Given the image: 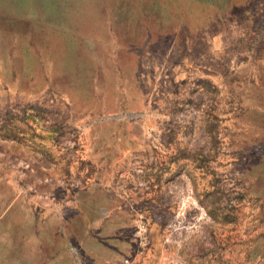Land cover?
Instances as JSON below:
<instances>
[{
    "label": "rangeland",
    "instance_id": "374dc122",
    "mask_svg": "<svg viewBox=\"0 0 264 264\" xmlns=\"http://www.w3.org/2000/svg\"><path fill=\"white\" fill-rule=\"evenodd\" d=\"M208 1L0 0V264H264V0Z\"/></svg>",
    "mask_w": 264,
    "mask_h": 264
},
{
    "label": "crops",
    "instance_id": "0c3cea01",
    "mask_svg": "<svg viewBox=\"0 0 264 264\" xmlns=\"http://www.w3.org/2000/svg\"><path fill=\"white\" fill-rule=\"evenodd\" d=\"M205 1V0H204ZM227 0H209L208 3H219L220 7L222 6L221 4L226 2ZM5 195L2 194L0 196V233H4L7 231H12L13 229V224H16V221H14L13 215L15 214V212L12 210V205L10 202H6L5 203ZM6 221V223H4V221ZM6 224V225H5ZM7 242V241H5Z\"/></svg>",
    "mask_w": 264,
    "mask_h": 264
}]
</instances>
